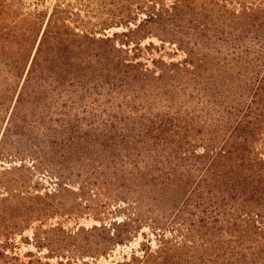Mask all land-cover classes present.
I'll return each instance as SVG.
<instances>
[{
  "label": "trees",
  "instance_id": "obj_1",
  "mask_svg": "<svg viewBox=\"0 0 264 264\" xmlns=\"http://www.w3.org/2000/svg\"><path fill=\"white\" fill-rule=\"evenodd\" d=\"M0 161V264H264V0H0Z\"/></svg>",
  "mask_w": 264,
  "mask_h": 264
},
{
  "label": "rangeland",
  "instance_id": "obj_2",
  "mask_svg": "<svg viewBox=\"0 0 264 264\" xmlns=\"http://www.w3.org/2000/svg\"><path fill=\"white\" fill-rule=\"evenodd\" d=\"M21 1H22L23 5H24V8L33 9L37 4L40 5V6L44 5L45 7L52 8L56 4V2H58L59 0H21ZM140 17L143 18L144 16H140ZM121 31H123L122 28H118V29L116 28V29L109 30L108 33L111 35L114 32H121ZM150 41H153V42L157 43L156 39L149 38L148 40L143 42V45L148 44V42H150ZM166 58L168 59V56ZM181 58H183V54H179V56L175 57L174 60H179ZM2 165H5L6 167H9L8 163L3 164L2 161H0V169H1ZM43 182H45V181H43ZM56 221H61V218H60V220L52 221V223H56ZM62 222H64V225L66 227H68V228H76L78 226V224L81 225V226L91 227L93 224L96 223L93 220L92 216L91 215H87V214L76 216L75 218H73V217L72 218H66V220H64ZM144 231L145 232H149L148 229H145ZM24 236L25 237L28 236L29 238H31L32 237V232L31 231H27V232H25ZM18 241H19L18 250H20L21 253L25 254L26 252H28L30 250L36 252V249H35V247L32 244L29 245L27 243H22L20 238H18ZM141 241H142V236H140L139 238L134 239L128 245L119 246L116 249V251L113 254V256H110L109 258H101L99 260L90 259L89 263L90 264H112L114 261L122 259L123 254H127L129 256L130 253L132 252V250L138 249L139 248V244H140ZM51 262L53 264H56V260L55 259L51 260Z\"/></svg>",
  "mask_w": 264,
  "mask_h": 264
}]
</instances>
